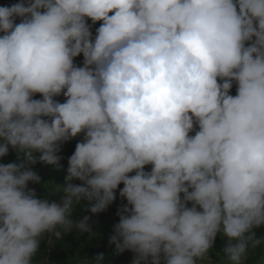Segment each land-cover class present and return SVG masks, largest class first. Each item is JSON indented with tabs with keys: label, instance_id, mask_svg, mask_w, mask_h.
<instances>
[{
	"label": "clouds",
	"instance_id": "1",
	"mask_svg": "<svg viewBox=\"0 0 264 264\" xmlns=\"http://www.w3.org/2000/svg\"><path fill=\"white\" fill-rule=\"evenodd\" d=\"M0 33V157L16 153L0 163V264H33L45 233L93 235L76 205L102 212L121 183L108 242L134 264H245L264 246V0H19ZM80 133L64 195L38 198L33 165L61 168Z\"/></svg>",
	"mask_w": 264,
	"mask_h": 264
},
{
	"label": "trees",
	"instance_id": "2",
	"mask_svg": "<svg viewBox=\"0 0 264 264\" xmlns=\"http://www.w3.org/2000/svg\"><path fill=\"white\" fill-rule=\"evenodd\" d=\"M10 1V4H4L3 2ZM19 0H0V6H10ZM17 23L19 18H17ZM93 36L95 32H93ZM3 33H0L2 35ZM83 55L80 54L74 58V62L80 66L82 65ZM237 85L233 82V86L230 90L231 95L236 94ZM34 99H41V95L36 93L33 96ZM54 99L59 102H64L66 99L62 94ZM195 130L190 135H194ZM83 133L78 134L76 137L61 144V150L58 153L62 157L60 164L61 168L57 169L53 165H47L42 162H37L33 165V168L40 176L39 183H28L29 188H34L38 198H45L49 200H55L59 202L60 198L64 195L63 191H55L54 186H64L66 184L64 177L66 175V169L68 166V157L72 155L75 150L77 142L81 141ZM35 155H39L35 153ZM16 159V153L10 148L6 156L0 157V163H7ZM151 165L145 166V171H150ZM134 173H130L132 175ZM70 183L80 184L79 180H72ZM123 187L121 183L115 190V200L102 212L91 213L88 210L89 202L81 200L73 212L72 218L74 220L82 219L84 216H89V224L91 225L93 235L80 234L77 229L73 228L67 232L61 241H55L54 237L45 233L41 239L39 252L33 258V264H86L91 261L96 254L103 253L105 255V264H134L135 254L130 250H124L121 253L114 251L115 245L109 244L108 237L112 232L113 225L119 222V216L117 215L118 208H121L127 203L126 199L119 195V189ZM183 194H181L182 196ZM188 206H191L189 202ZM258 234L264 232V229H257ZM49 240H53L50 244ZM223 237L218 234L215 239V244L212 249L209 250V254L220 258V246L222 245ZM264 256V246H261L256 250L254 256L246 260L245 264H260V260ZM140 264H152L151 258L141 260Z\"/></svg>",
	"mask_w": 264,
	"mask_h": 264
},
{
	"label": "rangeland",
	"instance_id": "3",
	"mask_svg": "<svg viewBox=\"0 0 264 264\" xmlns=\"http://www.w3.org/2000/svg\"><path fill=\"white\" fill-rule=\"evenodd\" d=\"M4 4H10V1H6V2H3ZM89 24H92V22H91V20L89 19L88 21H87ZM100 23H101V21H97L95 24H92V31L93 32H95V29L97 28V27H99V25H100ZM209 256H210V258L213 260V261H219L220 260V258H218V257H216V256H213L212 254H209ZM261 261H264V256H263V258L260 260V264H261ZM85 264V263H84Z\"/></svg>",
	"mask_w": 264,
	"mask_h": 264
}]
</instances>
